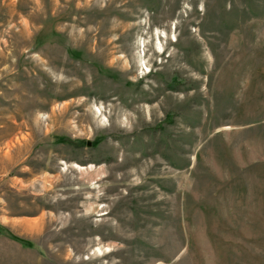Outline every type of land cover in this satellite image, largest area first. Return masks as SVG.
Returning <instances> with one entry per match:
<instances>
[{
  "label": "rangeland",
  "instance_id": "obj_1",
  "mask_svg": "<svg viewBox=\"0 0 264 264\" xmlns=\"http://www.w3.org/2000/svg\"><path fill=\"white\" fill-rule=\"evenodd\" d=\"M0 264H264V0H0Z\"/></svg>",
  "mask_w": 264,
  "mask_h": 264
},
{
  "label": "trees",
  "instance_id": "obj_2",
  "mask_svg": "<svg viewBox=\"0 0 264 264\" xmlns=\"http://www.w3.org/2000/svg\"><path fill=\"white\" fill-rule=\"evenodd\" d=\"M8 235H10V234H8ZM11 236H12V235H10V237H11ZM11 238H12L13 240L19 242L20 245H21L22 247H24V248L29 247V246L31 245V244H29L28 242L24 241L23 239H19V238L14 237V236H12Z\"/></svg>",
  "mask_w": 264,
  "mask_h": 264
},
{
  "label": "water",
  "instance_id": "obj_3",
  "mask_svg": "<svg viewBox=\"0 0 264 264\" xmlns=\"http://www.w3.org/2000/svg\"><path fill=\"white\" fill-rule=\"evenodd\" d=\"M86 145L89 147L90 146V142H86Z\"/></svg>",
  "mask_w": 264,
  "mask_h": 264
},
{
  "label": "bare ground",
  "instance_id": "obj_4",
  "mask_svg": "<svg viewBox=\"0 0 264 264\" xmlns=\"http://www.w3.org/2000/svg\"><path fill=\"white\" fill-rule=\"evenodd\" d=\"M141 61V60H140ZM99 115H100V112H99Z\"/></svg>",
  "mask_w": 264,
  "mask_h": 264
}]
</instances>
